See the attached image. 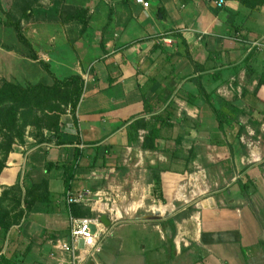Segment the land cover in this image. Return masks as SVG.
Returning a JSON list of instances; mask_svg holds the SVG:
<instances>
[{
	"label": "crops",
	"instance_id": "0c3cea01",
	"mask_svg": "<svg viewBox=\"0 0 264 264\" xmlns=\"http://www.w3.org/2000/svg\"><path fill=\"white\" fill-rule=\"evenodd\" d=\"M144 1L39 0L21 21L37 59L0 41V81L29 83L23 62L42 64L47 84L83 82L57 138L28 128L8 156L10 177L45 180L50 196L0 237L11 263L69 264L55 246L69 217L59 165L77 151L67 192L112 230L82 264H264V17L239 0Z\"/></svg>",
	"mask_w": 264,
	"mask_h": 264
},
{
	"label": "trees",
	"instance_id": "16d2710c",
	"mask_svg": "<svg viewBox=\"0 0 264 264\" xmlns=\"http://www.w3.org/2000/svg\"><path fill=\"white\" fill-rule=\"evenodd\" d=\"M255 1L256 0H239L242 6L249 9L254 6ZM26 8L27 7L24 8L20 18L11 21L12 24L15 22L12 26L16 30L17 38L29 48V42L21 33V21L30 16V13L27 15L25 11ZM236 15L238 16L239 14L237 13ZM243 18V16H240V21H243ZM241 28V22L233 27L235 32H239L242 30ZM255 49L256 47L252 48L246 61H250L249 59ZM31 58L34 60L37 59L35 54H33ZM82 92L83 82L78 76H72L62 81L53 79L50 84L37 83L27 86L9 81L0 82V175L6 167L5 163L12 151L13 145H22L24 143L27 128L33 129L31 135H33L38 143H42V141L46 139L57 138L58 133L62 129V118L65 115L67 105H70L71 112L74 114V110ZM254 95L258 97L260 101H264V74L259 78L254 89ZM222 102L227 103L223 100ZM218 117L220 118L217 120V124H219V127H222L223 118H221V116ZM139 122H133L131 127H137ZM143 127L147 128L146 126ZM44 130L51 133L49 137H43ZM155 132V128L148 129V135H146L144 142H146V140L153 142V139L156 137ZM79 156L80 153L76 151L71 161L59 165L64 171V193L71 188ZM53 166L55 165L49 163L47 168ZM16 187L18 186L15 185L14 188ZM21 187L23 192L21 191L22 197L20 202L16 199V195L14 193L10 195L11 192L8 190L4 191L2 194L5 199L10 198V203L12 205L7 208H3L2 205L0 207L1 239L3 238L5 240L10 228L14 225H18L25 217V214L35 205L47 204L50 201L47 181L45 180L38 183H31L28 187L24 186L22 183ZM69 209L73 216H90V212L85 207L84 203H74L70 205ZM0 264L13 263L6 259L5 256H0Z\"/></svg>",
	"mask_w": 264,
	"mask_h": 264
},
{
	"label": "rangeland",
	"instance_id": "374dc122",
	"mask_svg": "<svg viewBox=\"0 0 264 264\" xmlns=\"http://www.w3.org/2000/svg\"><path fill=\"white\" fill-rule=\"evenodd\" d=\"M39 4V0H0V41L3 42V44L6 46L8 45L9 49L12 50L15 53H19L18 49H25V53L27 54V57H29L31 59L32 55L34 54L33 50L27 46H25L23 43H21V41L17 38V33L16 30L14 29V27L12 26V21L13 19H18L22 16L23 14V10L25 7H27L25 9L27 15L28 14V9H30V13H32V11L34 10L33 7L36 8V6ZM244 7V6H243ZM245 9L248 10V12H250L251 14H259L260 16L264 17V0H256L254 2V6L249 9L244 7ZM3 9H5L3 11ZM32 14H30L29 17H31ZM24 18L22 20L26 21L25 19L28 20V18ZM6 27V28H4ZM8 27V28H7ZM9 27H12V29H10ZM21 28H22V24H21ZM41 31H42V27H41ZM41 35L42 38V33H39ZM14 44V45H13ZM42 47V39H41V45ZM0 57H2V55L0 54ZM19 67H16V69L18 70H22L24 73L27 74L26 79L29 83H24L23 81L19 80V77L17 75H15L19 81L14 82L17 84H20L22 86H27V85H34L37 82L42 83V77L44 78L43 81L45 84H47L49 82L48 80V75L42 70V64L39 65H34V64H27V66H24L23 62H17ZM51 67H55L54 63L50 64ZM44 72V74H43ZM15 74V73H14ZM2 82V81H0ZM28 128L26 130V132H28ZM29 134L30 131L28 132ZM26 134V133H25ZM29 153H27L25 155V159L28 158ZM32 155H36V157L38 155H40L39 153H33ZM22 158V159H24ZM7 163V162H6ZM5 163V165H6ZM42 170V169H41ZM13 177H10V174L7 171V168L5 167L4 170L2 171L1 175H0V207L1 205L3 206V208H7L10 207L12 204L10 203V198H4V196H2L3 192L8 190L10 193V195H12V193H14L16 195V199H18V202H20L21 200V191L22 187H21V182H20V178H21V173H15V175H12ZM14 180V181H13ZM53 185H57L60 187L61 182H55L52 181ZM15 185H17L18 187L14 188ZM52 185V186H53ZM58 187V188H59ZM57 191V190H56ZM23 206V205H21Z\"/></svg>",
	"mask_w": 264,
	"mask_h": 264
},
{
	"label": "built area",
	"instance_id": "2783aa9c",
	"mask_svg": "<svg viewBox=\"0 0 264 264\" xmlns=\"http://www.w3.org/2000/svg\"><path fill=\"white\" fill-rule=\"evenodd\" d=\"M143 7L148 6L144 0H135ZM164 43H171L169 39H164ZM65 205L68 212V234L63 240L56 242V249L66 253L70 257L69 264H82L86 260H93L102 250L103 242L112 230L105 227L98 218L75 217L70 213V205L81 202L86 203L84 195H74L66 192L64 195ZM114 214L111 215V218Z\"/></svg>",
	"mask_w": 264,
	"mask_h": 264
},
{
	"label": "water",
	"instance_id": "95a60500",
	"mask_svg": "<svg viewBox=\"0 0 264 264\" xmlns=\"http://www.w3.org/2000/svg\"><path fill=\"white\" fill-rule=\"evenodd\" d=\"M206 204H208L209 206H211L212 201H211V200H208L207 202L203 203L202 205H203V206H206ZM105 219H106L105 217H102V218H101V221L105 222Z\"/></svg>",
	"mask_w": 264,
	"mask_h": 264
},
{
	"label": "bare ground",
	"instance_id": "6f19581e",
	"mask_svg": "<svg viewBox=\"0 0 264 264\" xmlns=\"http://www.w3.org/2000/svg\"><path fill=\"white\" fill-rule=\"evenodd\" d=\"M126 210H127V209H126ZM127 211L130 212L129 210H127ZM124 212H125V210H124ZM119 214H120V213H119ZM119 214H118V215H119ZM130 214H131V213H130Z\"/></svg>",
	"mask_w": 264,
	"mask_h": 264
}]
</instances>
